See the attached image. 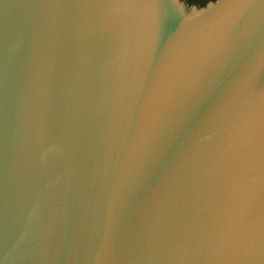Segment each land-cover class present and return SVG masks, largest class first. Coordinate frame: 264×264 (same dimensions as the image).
Returning <instances> with one entry per match:
<instances>
[{
  "label": "water",
  "instance_id": "water-1",
  "mask_svg": "<svg viewBox=\"0 0 264 264\" xmlns=\"http://www.w3.org/2000/svg\"><path fill=\"white\" fill-rule=\"evenodd\" d=\"M0 264H264V0H0Z\"/></svg>",
  "mask_w": 264,
  "mask_h": 264
},
{
  "label": "trees",
  "instance_id": "trees-1",
  "mask_svg": "<svg viewBox=\"0 0 264 264\" xmlns=\"http://www.w3.org/2000/svg\"><path fill=\"white\" fill-rule=\"evenodd\" d=\"M209 0H188V5L189 6H203L204 4H206V2Z\"/></svg>",
  "mask_w": 264,
  "mask_h": 264
},
{
  "label": "rangeland",
  "instance_id": "rangeland-1",
  "mask_svg": "<svg viewBox=\"0 0 264 264\" xmlns=\"http://www.w3.org/2000/svg\"><path fill=\"white\" fill-rule=\"evenodd\" d=\"M186 3L188 2V0H184ZM188 4V3H187Z\"/></svg>",
  "mask_w": 264,
  "mask_h": 264
}]
</instances>
